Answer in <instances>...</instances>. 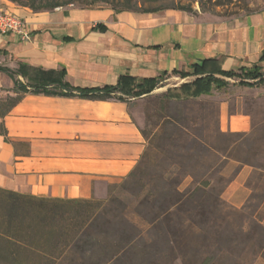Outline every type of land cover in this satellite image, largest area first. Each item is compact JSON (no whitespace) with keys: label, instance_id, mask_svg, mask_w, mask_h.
I'll list each match as a JSON object with an SVG mask.
<instances>
[{"label":"crops","instance_id":"obj_1","mask_svg":"<svg viewBox=\"0 0 264 264\" xmlns=\"http://www.w3.org/2000/svg\"><path fill=\"white\" fill-rule=\"evenodd\" d=\"M0 5L31 34L29 41L0 37V101L19 83L89 89L162 72L182 81L174 71L203 60L218 59L225 70L264 61V6L212 19L174 8L140 13L72 5L34 12L10 0ZM229 118L232 131L250 127L247 115ZM144 146L123 101L23 93L0 116V188L45 198L97 197L134 168Z\"/></svg>","mask_w":264,"mask_h":264},{"label":"rangeland","instance_id":"obj_2","mask_svg":"<svg viewBox=\"0 0 264 264\" xmlns=\"http://www.w3.org/2000/svg\"><path fill=\"white\" fill-rule=\"evenodd\" d=\"M136 2L142 8L188 6L193 15L212 19L242 16L264 6V0ZM73 5L87 7L85 0H76ZM101 6L109 7L104 2L94 5ZM211 66L206 65L196 71V76L188 75L182 81L166 79L155 93L168 87L173 94H179L176 87L206 75ZM228 80V85L212 90L211 95L187 102L132 98L127 103L132 120L148 135L140 183H124L115 189L107 186L97 199L118 197L128 204L123 209L124 217L131 219L138 216L133 210L140 184L145 186V193L156 187L172 193L178 183L180 190H186L207 178L210 187L189 201L182 198L165 216L151 224L146 222L139 231L125 225L133 236L138 235L136 249L140 248L141 253L133 259L126 255L118 264H197L213 250L218 251L214 264H264V83L248 87L240 86L235 76ZM211 85L204 79L201 87ZM232 115H247L250 127L230 130ZM172 195L168 200L177 201ZM199 201L209 206L205 223L199 222L195 211ZM151 218L150 208L146 221ZM70 252L73 256L74 251ZM96 254L94 262L98 261Z\"/></svg>","mask_w":264,"mask_h":264},{"label":"trees","instance_id":"obj_3","mask_svg":"<svg viewBox=\"0 0 264 264\" xmlns=\"http://www.w3.org/2000/svg\"><path fill=\"white\" fill-rule=\"evenodd\" d=\"M13 1L34 12H44L58 7L72 6L76 0ZM101 2L108 4L117 12L156 13L174 8L192 13L188 6L142 8L138 7L136 0H85L87 7ZM206 65H212V70L206 75L200 74L196 79L178 86L176 89L179 90V94H173L169 88L160 93L153 92L164 84L166 72L146 79L120 76L115 85L89 87V89L73 88L62 81L52 86H31L19 83L13 90L14 95H6L5 100L0 101V116L4 117L7 111L19 102L23 93L78 96L89 100L114 99L126 104L132 98L145 100L159 98L161 102H187L203 95H211L212 90L225 87L231 76L238 79L240 86L257 87L264 83V61L252 67L227 71L221 69L218 59L203 60L201 65H193L192 70L174 71V73L180 77L196 76V71L202 70ZM204 79L208 83L212 82V85L201 87ZM140 132L147 142L148 135L142 129ZM143 150L134 168L120 181L122 184L120 182L108 184V189L121 187L124 183H140L141 163L148 153L146 145ZM179 184L171 189L172 193L163 192L156 186H153L156 188L151 192L147 190L145 193L144 185L137 186L133 214L136 213L138 216L131 219L124 217L126 211L123 209H126L128 204L113 195H109L104 200H99L95 196L90 199H60L35 197L0 188V264H118L126 255L130 259L136 258L137 254L139 256L141 253L140 248L136 249L138 235L133 236L124 228L125 225L134 231H139L146 222L151 224L160 216H165L182 198L189 201L195 196L205 194L206 189L210 187V181L207 178L186 190H180ZM173 193L177 201L171 202L168 199L173 196ZM196 205L195 211L199 222L205 223L208 219L209 206L203 201H199ZM150 208L152 218L148 222L146 218L150 214ZM71 250L74 251L73 256ZM95 250L99 254L97 262H94L93 258L96 254ZM88 252L91 253L90 256H86ZM217 253L216 250L210 251L197 264H214ZM78 255L82 256L77 257Z\"/></svg>","mask_w":264,"mask_h":264},{"label":"built area","instance_id":"obj_4","mask_svg":"<svg viewBox=\"0 0 264 264\" xmlns=\"http://www.w3.org/2000/svg\"><path fill=\"white\" fill-rule=\"evenodd\" d=\"M14 34L21 40L29 41L31 34L25 25L24 20L0 5V37Z\"/></svg>","mask_w":264,"mask_h":264}]
</instances>
